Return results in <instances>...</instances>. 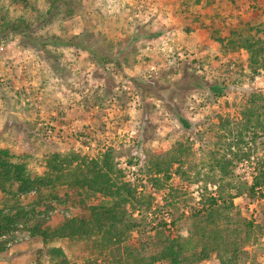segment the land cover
Instances as JSON below:
<instances>
[{"label":"rangeland","instance_id":"374dc122","mask_svg":"<svg viewBox=\"0 0 264 264\" xmlns=\"http://www.w3.org/2000/svg\"><path fill=\"white\" fill-rule=\"evenodd\" d=\"M28 1L32 13L14 0H0V6L13 17L50 9L49 0ZM208 1L71 0L72 14L39 28L40 35L62 39L84 31L98 35L121 56L105 71L81 50L54 49L56 62L24 48L18 35L1 37L0 151L8 150L37 176L53 154L98 158L112 151L125 181L152 202L148 212L129 208L144 234L135 232L130 243L150 241L160 223L187 238L190 217L208 198L236 196L232 223L243 228L237 264H264V190L255 199L248 192L264 162V133L255 139L244 130L247 111H262L264 67L255 72L245 50L227 52L211 37L246 24L264 37V0ZM214 86L225 89L215 95ZM178 149H184L183 165L172 167L169 180L152 174ZM239 151L251 157L231 168L227 162H235ZM34 198L25 197L24 204L32 207ZM75 213L59 207L52 216ZM10 239L0 264H52L39 259L43 245L22 226ZM55 246L72 258L67 246ZM201 264L219 260L213 254Z\"/></svg>","mask_w":264,"mask_h":264},{"label":"trees","instance_id":"16d2710c","mask_svg":"<svg viewBox=\"0 0 264 264\" xmlns=\"http://www.w3.org/2000/svg\"><path fill=\"white\" fill-rule=\"evenodd\" d=\"M70 1L49 0L47 12L40 13L32 8L35 15L31 17H13L6 7L0 6V38L18 35L24 48L54 58L56 62L53 50L60 47L88 53L104 71L111 64L119 65L121 56L106 48L99 36L89 31L67 39L39 34V28H44L58 15L72 14ZM14 2L32 13L28 0ZM200 2L197 0L198 4ZM208 4L212 5L210 0ZM243 27L229 28L225 36L218 30L211 37L227 52L245 50L256 72V68L264 67V37L253 34V27L247 24ZM135 83L137 87L141 85L138 81ZM224 89V86L211 87L215 95H220ZM260 99L263 100L261 114L250 108L244 125V130L252 131L255 139L260 131L264 133V99ZM183 150L178 149L172 159L155 165L152 174L164 175L169 180L172 167L177 165L180 169L183 165ZM240 152L234 155L235 162H227L228 166L234 168L238 162L250 159L249 153ZM45 167L43 175H33L27 165L16 162L8 150L0 151V256L11 250L10 237L22 226L34 242L43 245L39 259L44 258L52 264H201L213 254L219 264H237L243 228L232 223L236 196L227 200L221 192L218 197L208 198L207 204L190 217L187 238L171 235L166 223H160L150 241L139 239L137 243H130L135 232L144 234H141L140 221L133 217L129 208L139 211L137 208L144 207L148 212L152 202L139 197L137 189L125 181L112 151L98 158L74 151L56 153L46 159ZM221 167L227 171L225 163ZM153 181L160 182L159 179ZM263 190L264 162L261 161L248 192L255 199ZM31 194L35 198L33 206L28 208L23 199ZM93 199L100 202L92 204ZM59 207L76 213L54 218L52 213ZM248 226L252 228L251 223ZM250 237L251 233L247 232V240ZM56 243L67 246L72 258L62 246H55Z\"/></svg>","mask_w":264,"mask_h":264}]
</instances>
